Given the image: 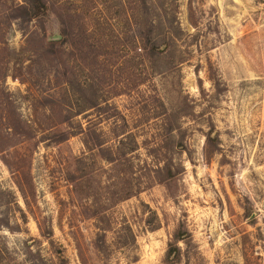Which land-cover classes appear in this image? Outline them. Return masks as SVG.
<instances>
[{
	"label": "rangeland",
	"instance_id": "1",
	"mask_svg": "<svg viewBox=\"0 0 264 264\" xmlns=\"http://www.w3.org/2000/svg\"><path fill=\"white\" fill-rule=\"evenodd\" d=\"M42 1L0 0V264H264V0Z\"/></svg>",
	"mask_w": 264,
	"mask_h": 264
},
{
	"label": "trees",
	"instance_id": "2",
	"mask_svg": "<svg viewBox=\"0 0 264 264\" xmlns=\"http://www.w3.org/2000/svg\"><path fill=\"white\" fill-rule=\"evenodd\" d=\"M23 2L25 3L23 12V17L25 20L31 21L33 19H39L46 14V5L43 3L42 0H23ZM148 42L150 45V55L153 57L159 55L160 52L158 49L160 47V44L151 40H149ZM174 131H176V128L172 123L167 125V127L165 128V132L167 133L166 140L161 142L162 146H160V144H157V146L154 148V151H159L161 149L163 151L160 158L158 156H155L156 168L152 170L156 181L161 184H166L177 179V177L182 173V168L179 164L174 161L172 157V151L176 149V144L173 140L175 139ZM104 145H106V143L98 144V146L100 147ZM180 242H183L189 248L193 247L192 235L188 230H185L182 227L177 230L174 235V242L169 246L170 248L166 255V258L169 261L175 263L181 259L182 249L178 246Z\"/></svg>",
	"mask_w": 264,
	"mask_h": 264
}]
</instances>
